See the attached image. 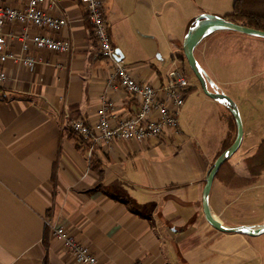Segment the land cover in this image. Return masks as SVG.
Masks as SVG:
<instances>
[{"label":"crops","instance_id":"0c3cea01","mask_svg":"<svg viewBox=\"0 0 264 264\" xmlns=\"http://www.w3.org/2000/svg\"><path fill=\"white\" fill-rule=\"evenodd\" d=\"M101 3L121 59L134 78L154 88L184 65L182 43L191 21L203 14L225 17L234 6V0ZM58 8L68 24L56 35L70 40L71 50H36L33 71L9 59L0 85V264H78L46 220L106 264H264V234L220 231L202 210L217 143L224 134L236 135L225 103L213 101L220 114L203 138L180 119L188 94L178 134L100 143L88 159V143L70 131L67 119L93 122L103 95L124 116L136 111L137 102L131 93L107 87L111 63L97 54L81 5L63 1ZM21 27L10 25L7 32ZM9 44L20 52L15 39ZM193 53L208 90L231 97L243 125L238 149L214 176L210 212L227 227L263 225L264 172L253 183L242 180L245 159L264 140V36L217 30Z\"/></svg>","mask_w":264,"mask_h":264},{"label":"built area","instance_id":"2783aa9c","mask_svg":"<svg viewBox=\"0 0 264 264\" xmlns=\"http://www.w3.org/2000/svg\"><path fill=\"white\" fill-rule=\"evenodd\" d=\"M63 1H74L81 5L83 14L91 25L97 54L111 63L106 77L107 87L125 90L137 102L136 111L124 116L117 112L115 103L103 95L93 122L87 123L80 116L67 119V127L88 143V159H91L94 146L100 143L143 142L159 138L168 131L178 134V117L190 86L187 76L179 68L172 69L159 88L134 78L123 60L116 57L101 0H0V85L7 78L5 65L9 59L20 63L28 71H33L36 66V50L55 53H67L71 50L70 40L56 35L68 24L66 13L58 8ZM10 25L22 27L13 34L7 32ZM31 27L37 31L32 33ZM9 38L18 42L19 53L9 49ZM46 224L76 263L106 264L71 233L52 225L49 220H46Z\"/></svg>","mask_w":264,"mask_h":264},{"label":"water","instance_id":"95a60500","mask_svg":"<svg viewBox=\"0 0 264 264\" xmlns=\"http://www.w3.org/2000/svg\"><path fill=\"white\" fill-rule=\"evenodd\" d=\"M197 24L190 28L182 43L184 58L191 69L192 73L198 80L201 89L203 92L210 98L221 101L226 104L230 113L232 114L235 125H236V135L233 142L214 160L210 168L208 169L205 185L202 191V210L205 216V219L208 221L210 225L214 228L228 233H241L248 236H259L264 234V224L259 225L257 227L251 226H235V227H227L222 225V223L215 218L210 212L208 205V193L210 191V187L212 185L214 176L221 166V164L226 161L229 157H231L234 152L238 149L241 140L243 127L241 118L239 115L238 108L234 101L223 92L220 91H209L207 87V74L205 71L198 65L195 57H194V48L196 45L208 34L217 30H235L240 31L246 34L252 35H260L264 36V31L258 30L246 25L237 24L231 21L224 19L223 17L215 16L213 14H203L197 17ZM116 57L117 59H121V53L118 49H116Z\"/></svg>","mask_w":264,"mask_h":264},{"label":"trees","instance_id":"16d2710c","mask_svg":"<svg viewBox=\"0 0 264 264\" xmlns=\"http://www.w3.org/2000/svg\"><path fill=\"white\" fill-rule=\"evenodd\" d=\"M223 18L237 24L246 25L264 31V0H234L232 12ZM197 22V18L192 20L189 29L194 27ZM183 60L186 61L185 58H183ZM195 89L196 86L190 85L186 91L185 99L187 95ZM232 142L233 141H231V143ZM225 162L226 161L221 164L215 176L219 174V172L221 171L220 168L222 167V165L226 164ZM245 165L248 175L242 180V182L243 184L253 183L264 172V140L260 142L256 153L253 156H250L245 159ZM124 201L126 204H129L128 200H126L125 198ZM130 208L134 209V207L132 206H130Z\"/></svg>","mask_w":264,"mask_h":264},{"label":"rangeland","instance_id":"374dc122","mask_svg":"<svg viewBox=\"0 0 264 264\" xmlns=\"http://www.w3.org/2000/svg\"><path fill=\"white\" fill-rule=\"evenodd\" d=\"M185 75L187 76L189 83L195 84L197 87H200V84L194 74L192 73L191 69L189 68L186 61H184V65L182 68H180ZM201 91V90H200ZM192 90L189 93L187 103L185 105L184 111H182L180 119L185 120V123L187 127L190 130H195L198 134L199 138H203L205 129L207 126H213L214 122L217 121V117L220 114L217 107L214 106L212 103H214V99L208 97L202 90V92ZM240 115V114H239ZM241 118V117H240ZM242 122V121H241ZM234 126V125H232ZM243 127V125H242ZM243 134V133H242ZM228 135V134H227ZM223 135V138H225L222 143H217V148L214 152V159L212 163L214 162L216 156L223 152L226 147L229 146L231 141H233L234 134L227 136ZM222 138V139H223ZM216 153V154H215ZM239 152H237L233 157L237 158V155ZM211 163V165H212ZM210 165V166H211Z\"/></svg>","mask_w":264,"mask_h":264}]
</instances>
